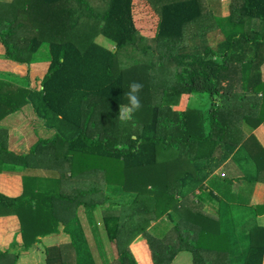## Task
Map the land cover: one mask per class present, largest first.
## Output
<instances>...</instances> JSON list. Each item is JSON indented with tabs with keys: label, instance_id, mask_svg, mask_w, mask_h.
Returning a JSON list of instances; mask_svg holds the SVG:
<instances>
[{
	"label": "trees",
	"instance_id": "trees-1",
	"mask_svg": "<svg viewBox=\"0 0 264 264\" xmlns=\"http://www.w3.org/2000/svg\"><path fill=\"white\" fill-rule=\"evenodd\" d=\"M0 43L19 64L43 44L49 57L41 89L0 76V118L30 103L54 131L14 153L0 129V172L30 187L0 192L22 246L0 248V264L60 225L70 240L42 246L45 264H171L182 251L193 264H264V204L251 203L264 142L247 134L264 125V0H231L226 16L206 0H0ZM133 81L141 108L122 123ZM182 96L185 108H173ZM44 184L49 192L34 187ZM161 218L171 223L162 238L148 231ZM138 236L151 259L137 242L135 259Z\"/></svg>",
	"mask_w": 264,
	"mask_h": 264
},
{
	"label": "crops",
	"instance_id": "crops-1",
	"mask_svg": "<svg viewBox=\"0 0 264 264\" xmlns=\"http://www.w3.org/2000/svg\"><path fill=\"white\" fill-rule=\"evenodd\" d=\"M229 4L230 3L228 2V5ZM226 15H228V13H226V12L221 13V16H226ZM48 62H49V57H48L47 46H46V44H43L36 51L31 62L26 64V67H30L29 70L31 72L35 70L31 67H37V66L43 65L42 75L41 76H36V75L30 76L32 78V81L34 80L33 85L29 82H28V84H21V83L17 82V80H15V83L18 85H21L23 87L29 88V89H34L35 87L36 88L39 87V89H41V86H36V84H38V82H40V79L46 73V70L48 67ZM263 64H264V62H263ZM263 64H262V67H263ZM262 72H263V69H262ZM28 74L29 73L26 72V74H25L26 76L24 77V75H23L22 79L28 77ZM2 77H5L4 79H8V80H11L14 78L18 79V78H16V77H18V76H16V74H12V75L7 74V75L2 76ZM10 77H11V79H10ZM37 77H40V78H37ZM262 77L264 78V74H262ZM19 78H21V76ZM20 113H21V115H19ZM35 119H36V113L34 112L30 103H25L24 105H22V107L20 109H18L14 113H9L6 116L0 118V129H6L8 132L7 133L8 134L7 145H8L9 150L13 151L14 153H24L39 138H51V137H53L54 131L50 130L48 128L46 130V128L41 126L42 123L41 122L39 123L38 121H37L38 124H37L36 129L34 127H33L34 129L31 128L32 129L31 134H28L29 131H26V130L24 131L28 134V136H29V137H27L28 139H24V138H22V136L16 134L15 131L18 132V129L20 128V130H19V132H20L22 130L21 127H22V125L25 124V122L27 123V122H29V120L35 121ZM258 127H259V129L257 130V133L253 132V131L251 133L256 134L258 139H260L259 136H264V128H263L264 125L261 124ZM24 182H26V181L20 175L0 172V186H1V184H5L4 188L1 189V187H0V192L4 193L5 195L17 196V195L21 194L23 190L24 191L30 190V187H26ZM261 185H264V183L257 182L254 186L252 198H251L252 204H264V194H263V196H261L258 192ZM34 187L36 190L39 189L38 186H34ZM262 190H264V189H262ZM152 222H153V226H156L155 222H158V221H152ZM257 223L259 225H264V212L257 216ZM170 224L171 223H169V225ZM153 226H150V228L151 227L153 228ZM170 227L171 226H169V229H170ZM160 236H158V237H160ZM39 238H40L41 246L38 244L37 248H33V249L29 250L26 255H23V256L20 255V257L18 258V260L16 261L15 264L20 263L21 259L23 260V259L30 258V256H33V257L38 256V258H39L38 264H45V259L43 256V252L41 250L42 246H50V245H55V244L66 243L70 240L69 236L67 234L63 233L62 231L59 232L58 234L51 233V234L39 236ZM14 239L17 240L18 243L21 242V237L19 234V220H18V218L15 215L0 216V248L10 246V242H12ZM130 249L132 250L131 247H130ZM132 252L134 253L133 250H132Z\"/></svg>",
	"mask_w": 264,
	"mask_h": 264
},
{
	"label": "rangeland",
	"instance_id": "rangeland-1",
	"mask_svg": "<svg viewBox=\"0 0 264 264\" xmlns=\"http://www.w3.org/2000/svg\"><path fill=\"white\" fill-rule=\"evenodd\" d=\"M230 1L231 0H206V5L208 6V9H210L213 13H215L217 15H219V14L221 15V13H223V12L229 13L228 12L229 11L228 2L230 3ZM144 25H146V24L144 23ZM94 41L96 43H99V44H101V45H103L105 47H108V48H112L113 47V44L111 43V41L109 39L105 38L102 35L96 36L94 38ZM191 43L192 42H190V44ZM183 45H184V42H183ZM168 48L171 49V50L174 49L172 46H167L165 43H164V46L162 45L160 47V49L163 50L164 52H169V49ZM4 53L5 52H4L3 46L0 43V76L1 77L2 76H5L7 74H11V75L12 74H16V76H18L16 78H18L19 80L14 78V79H11L10 80L11 82H15V80H17V82H19L21 84H27L29 82V83H31L33 85L34 84V80L32 81V78L30 76H35V75L36 76H41L42 75V73H43V69H42L43 68V65H40V66H37V67H31V68L35 69L34 71L31 72L29 70L30 67H26V64H19V63H16V62L12 61V60H9V59H7L5 57ZM166 57L168 58V60H170V63H169L168 66L170 68L171 67H174L175 68L174 59L173 58H170L169 56H166ZM262 69H263V74H264V64H263ZM157 71H159V70H157ZM157 71H155L154 73H157ZM26 72L29 73L28 74V77L29 78L26 77V78H23L22 79L23 75H24V77L26 76L25 75ZM20 76H21V78H19ZM154 76L157 77L156 75H154ZM3 78H5V77H3ZM37 78H40V77H37ZM152 78H154V77H152ZM13 84H15V83H13ZM164 88L166 89V86ZM185 104H186V97L183 96V97H180L179 100H178V102L173 105V108H175V109H183V108H185ZM19 115H21V113ZM37 124H38V122H37L36 119H35V121L29 120V122H27V123L25 122V124L22 125V127H21L22 130L20 132H19V130H20L19 127L21 125L18 127L19 128L18 129V132L17 131H15V132H16L17 135L22 136V138L28 139L27 138V137H29L28 134H31V132H32V129L31 128L34 127L36 129ZM258 129H259V127H257L256 129L254 128V129H251V130H247V134L249 135L252 131L257 133V130ZM25 130L26 131H29L28 134L26 132H24ZM46 130H47V128H46ZM6 132H7V130H6ZM7 138H8V134H7ZM259 138H260V140H262V142L264 141V136H259ZM6 142H7V139H6ZM50 153L53 154L52 152H50ZM46 160L48 162L51 161L49 158H47ZM261 183H264V182H261ZM24 184H25L26 187H29V185L27 184V182H24ZM45 186H46V184H44L43 186H40L37 191L41 190V191L49 192V191H47L49 187L48 186L45 187ZM0 187H1V189L4 188L5 187V184H1ZM260 188H259V191L258 192H259V194L261 196H263L264 190H262V189H264V185H261ZM50 191H51V189H50ZM205 204H206V205H204L205 209L208 210L210 213H213L214 214V211H215L214 206L212 204H210V203H205ZM176 218H177V216H176ZM157 221L158 222H155L156 223V226H153V222L152 221H151L152 223L150 222L151 225H149L148 231H151V234H153L156 237H158V236L161 235L160 238H162L167 233V231L169 230V226H171V224L169 225V223L167 221H165L164 219H162V218L160 220H157ZM150 226H153V228L152 227L150 228ZM40 227H41V225H40ZM84 227L86 228V231L85 232L89 233L90 227L88 226L87 223H84ZM99 228H101V227H99ZM59 230H60L59 232H61V230H62V226L61 225L59 226ZM136 242L138 244H141V245L145 246L146 249L149 251L147 242H146V240L142 236L136 237L131 242V245L129 247H131L132 244L133 243H136ZM38 244L41 246V243L40 242H38ZM21 247L22 246L19 243L16 247L15 246H12L11 248L13 250H15V251H18L19 250V252H21L22 251L21 250ZM111 250H112V244L109 241L108 242L105 241V252H106L105 254H107V255L104 257V259H106V260L108 259V261H112V259H113L114 256L110 255ZM133 254L135 255V253H133ZM149 257L151 259L150 251H149ZM38 259H39L38 256H35V257L30 256V258H28V259H23V260L21 259L20 260V263H18V264H22V263L23 264H38ZM135 259H136V257H135ZM192 261H193V259H192L191 253L189 251H182V252H180V253H178L176 255V257L174 258V260H173V262L171 264H193ZM97 263L98 264H104L105 262H104V260H102L100 258V260ZM151 263L153 264L152 259H151ZM137 264H139V263L137 262Z\"/></svg>",
	"mask_w": 264,
	"mask_h": 264
},
{
	"label": "clouds",
	"instance_id": "clouds-1",
	"mask_svg": "<svg viewBox=\"0 0 264 264\" xmlns=\"http://www.w3.org/2000/svg\"><path fill=\"white\" fill-rule=\"evenodd\" d=\"M143 85L139 82H131L128 86V91L124 93L127 104L119 106V112L117 118L120 122L126 123L130 121L133 114L141 108V101L139 93L141 92Z\"/></svg>",
	"mask_w": 264,
	"mask_h": 264
}]
</instances>
